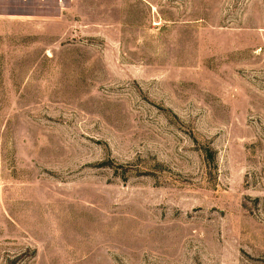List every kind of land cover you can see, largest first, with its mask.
<instances>
[{
    "label": "rangeland",
    "instance_id": "1",
    "mask_svg": "<svg viewBox=\"0 0 264 264\" xmlns=\"http://www.w3.org/2000/svg\"><path fill=\"white\" fill-rule=\"evenodd\" d=\"M41 12L0 15V264H264V0Z\"/></svg>",
    "mask_w": 264,
    "mask_h": 264
},
{
    "label": "crops",
    "instance_id": "2",
    "mask_svg": "<svg viewBox=\"0 0 264 264\" xmlns=\"http://www.w3.org/2000/svg\"><path fill=\"white\" fill-rule=\"evenodd\" d=\"M50 0H0V15L3 17H35ZM44 3V4H43Z\"/></svg>",
    "mask_w": 264,
    "mask_h": 264
}]
</instances>
